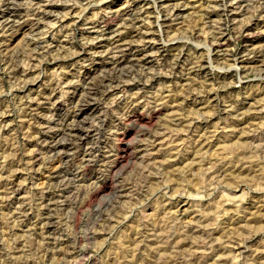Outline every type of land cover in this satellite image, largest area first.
Segmentation results:
<instances>
[{"label": "rangeland", "instance_id": "374dc122", "mask_svg": "<svg viewBox=\"0 0 264 264\" xmlns=\"http://www.w3.org/2000/svg\"><path fill=\"white\" fill-rule=\"evenodd\" d=\"M129 1L21 0L15 27L0 33V253L13 264H264V55L251 54L264 47V8L259 0L252 9L248 0H176L171 4L186 13L174 18L176 5L137 0L148 9L133 33L124 26L97 38L86 25L82 37L73 35L78 24L106 14L113 29L123 26L126 13L141 10L128 8ZM50 6L56 9L33 36L37 12ZM210 12L216 16L209 20ZM220 41L227 44L222 51L215 48ZM177 42L180 59L156 55ZM85 44L92 49L82 52ZM149 45L148 76L119 81L142 118L130 138L113 133L117 148L130 149L120 165L129 179L97 195L101 186L72 176L74 152L65 158L52 150V135L70 122L86 74L100 76L102 66L125 63ZM49 49L54 60L36 59ZM197 59L201 72L189 69ZM97 99L104 111L80 119L92 134L75 154L81 161L90 147H105L108 105L127 103L122 92ZM171 122L177 128L165 126ZM142 126L152 131L141 133ZM69 137L63 134L62 143ZM137 137L142 143H131ZM117 153L102 163H114ZM96 159L99 153L85 172ZM63 180L79 196L76 208L67 203L73 193Z\"/></svg>", "mask_w": 264, "mask_h": 264}, {"label": "bare ground", "instance_id": "6f19581e", "mask_svg": "<svg viewBox=\"0 0 264 264\" xmlns=\"http://www.w3.org/2000/svg\"><path fill=\"white\" fill-rule=\"evenodd\" d=\"M69 1V0H68ZM139 1V0H138ZM137 0H132V1H129L128 3V8H132V7H135L136 5H141V10L140 12L138 13H133V14H129V13H126V15L128 16L127 18H122L123 19V23H121L123 26H118L117 29H113L112 26L110 25V21H111V16L109 15H103V17L97 21V22H93V23H90V24H78L76 28L73 29V35L74 36H83L84 34V30L86 29L85 26L86 25H90V29H93V31L96 32V37L97 38H104L105 36L107 37L108 35L110 36H115L114 34L118 33L120 34L121 33V28L124 27V26H130L129 27V31L128 33H133L135 30H137L139 28V24L140 22L143 21V18H145L144 14L147 13V9H148V6L147 4H145L143 1L142 2H138ZM174 1L176 0H155V2L157 4H159L160 6H165V7H173L174 5L176 4H171L173 3ZM243 1H247V0H243ZM21 0H16V5L13 6L9 0H4L2 2H0V33H7L8 31H11L15 26H14V23H15V19H20L21 17V13H22V10H21V7L18 5V4H21L20 3ZM175 3V2H174ZM37 4V3H36ZM178 5V4H177ZM176 5V7H174L170 12V15L174 18H179V17H182L186 12L183 10V9H180L178 6ZM40 6V4H39ZM38 7V6H37ZM56 8L55 7H48V8H45L44 10L40 11V12H37L36 14V17L37 19L36 20V23L34 25H32V33H33V36H39L41 33L39 31V24L41 23V21L46 18L48 15L52 14L54 12ZM132 10V9H131ZM170 11V9H169ZM30 13V12H29ZM56 14V13H55ZM54 14V15H55ZM261 15H264V11L261 12ZM118 16V15H117ZM216 15H212L211 12L210 14L207 13V16L206 18L207 19H212L214 18ZM118 18V17H117ZM116 18V19H117ZM166 19V18H165ZM119 21V20H118ZM16 24V23H15ZM112 24V22H111ZM120 24V22H119ZM87 27V26H86ZM117 27V26H116ZM16 29V28H15ZM91 31V30H90ZM117 35V34H116ZM112 36V37H113ZM31 37V36H30ZM75 37V38H77ZM86 37V36H85ZM95 38V37H94ZM95 38V39H97ZM65 39V38H64ZM109 39V38H108ZM128 40V39H127ZM154 42V41H153ZM226 42V41H225ZM221 43V41H220ZM80 45V44H79ZM227 44L226 43H221L219 45H217L215 48L218 50V51H222L224 49V47L226 46ZM153 45H149L147 48H144V49H136V51L134 52V54L131 56V59L130 58H127V61L124 63V62H113L111 64H108V65H105V66H102V68L100 69V73L101 75L100 76H97V77H93L91 76L90 73L86 74V77H85V80H84V87H83V95L81 94V99H79L75 105V107L73 108L74 111H72L70 114V122L68 123L67 121L65 122V124L63 125V128L61 129V133L57 132V134H53V149L54 151H57V152H60V151H65V154L67 155L65 158H69L71 157L70 153L71 152H74V154H79V145H82L86 142V140L92 138V134L90 133V131H87L86 128H85V125L84 123L82 124L80 121V119L82 118L83 119V116L88 112L92 111L93 113H100V101H98V97L100 96L101 98L104 97V98H109V97H112V96H115L117 94H119V92H122L126 87L127 85L126 84H122L120 85L119 81L124 77V76H128V75H133V74H138L140 75L139 78L140 79H143L145 76L147 77L148 76V73L145 72V67L148 63H150V59L148 58V54H146V51L151 48ZM179 46V43L177 42L175 45H170V46H167V45H162V48H158V52L156 53V55L159 53L158 56H161V57H165L166 55L170 56L172 53L174 55V57L176 56L177 58L180 59V56L182 55L180 51H178L180 48ZM154 48V47H153ZM214 48V49H215ZM228 48V46H227ZM257 48V47H256ZM253 49L251 51V54H253L255 57L256 56H263L264 55V47H259L258 49ZM83 51H88V50H91L92 47L91 45H82L80 46V48ZM78 49V50H79ZM61 52V51H60ZM77 52V51H76ZM149 52V51H148ZM249 52V51H248ZM13 53V52H12ZM54 54V50H46V51H43L41 53H38L37 54V58L34 56V58L36 59H39V58H42V59H45L46 61H50L51 59L54 60V57H53V54ZM9 54V53H8ZM78 54V52H77ZM155 54V53H154ZM16 55V54H15ZM56 55V54H55ZM71 55V54H69ZM76 55V53H75ZM80 55V53H79ZM147 55V56H146ZM151 55V54H149ZM167 56V57H168ZM53 57V58H52ZM56 57V56H55ZM166 57V58H167ZM10 58H12L10 56ZM15 58V57H14ZM63 58V57H62ZM17 59V57H16ZM56 59H58L56 57ZM199 59V58H198ZM194 60V61H191L188 65H190L189 69L190 70H196L197 72H201L203 70V66L202 65V61L200 60ZM52 60V62H54ZM226 60V59H225ZM56 61V60H55ZM51 62V61H50ZM11 63V62H10ZM40 65V64H39ZM12 66V65H11ZM37 67V66H36ZM35 68V67H34ZM40 68V67H39ZM16 69V67H15ZM38 69L35 68V69H31L30 72L27 74V76L29 75L28 78L31 77V75L35 72V70ZM27 71V70H26ZM24 72V71H23ZM14 75L17 74L16 70H13V73ZM33 76V75H32ZM151 76V75H150ZM149 78L151 80H154L156 79V75H153L152 77ZM158 76V74H157ZM88 77V78H87ZM93 77V78H92ZM125 77V78H126ZM144 80V79H143ZM37 81V80H36ZM123 81V80H122ZM126 82V81H125ZM22 83V81H21ZM28 81H26L24 83V86L22 87V89L26 88L28 85ZM34 84V80H33V83ZM130 84V83H128ZM198 93V92H197ZM121 94V93H120ZM100 100V99H99ZM102 102V101H101ZM107 103V102H106ZM104 111V110H102ZM132 113H134V121L135 123H139L141 121V117L140 115H138V113L134 110V109H131ZM103 113V112H102ZM24 114V113H23ZM85 115V116H86ZM84 116V118H85ZM89 116V115H88ZM63 120V119H62ZM175 120V119H174ZM85 121V120H84ZM88 121V120H87ZM102 122V121H101ZM104 122V121H103ZM102 122V123H103ZM173 122V121H172ZM171 124H167L165 126H167L168 128H171L172 125L173 127H176L178 126V124L176 123H172ZM101 123V124H102ZM103 126V125H102ZM88 127V126H87ZM143 127V126H142ZM59 128V127H58ZM88 129V128H87ZM54 130V129H52ZM100 129H98L99 131ZM163 131V130H162ZM53 132V131H52ZM95 132V131H94ZM101 133V132H100ZM48 134V133H47ZM63 134H67L69 135L70 137H72V140L70 143L66 142V143H62L61 139H62V136ZM62 135V136H61ZM46 138L47 139V136L46 135H42V138ZM61 137V138H60ZM65 137V136H64ZM69 137V138H70ZM73 138H75V142H79L78 145L73 141ZM101 138V137H100ZM147 138V137H146ZM154 139V138H153ZM99 140V137L96 136V138L94 139V141H98ZM90 142V141H89ZM93 142V141H92ZM45 143V142H44ZM95 144H98V142H96ZM94 144V145H95ZM147 145V144H146ZM97 146V145H96ZM96 146H92L88 149V152L87 153H90L91 155H88V156H84V162L85 164L82 166L83 167V170H85L86 168L90 167L91 166V163L93 162V156L96 157V154L98 152H96L94 149H98ZM118 153H117V156H116V159L114 161V165L116 164L117 161H120L121 158H122V155L125 153L124 152V147L121 145V143L118 145ZM2 150V149H1ZM58 154V153H57ZM69 156V157H68ZM73 156V155H72ZM48 160V159H47ZM64 160H67V159H64ZM69 160V159H68ZM59 161V160H58ZM61 161V160H60ZM64 162V161H63ZM130 162V161H129ZM68 163V162H66ZM93 164V163H92ZM58 165V164H57ZM45 168V167H44ZM224 168V167H223ZM58 169V168H57ZM62 169V168H61ZM222 169V168H221ZM64 171V170H63ZM63 171L62 170H59L57 172L58 176H62L60 174H63ZM54 174V173H53ZM74 178H80L81 176H83L82 174L79 175V177L77 176L76 174V170H74V173L72 175ZM71 176V179H74L72 178ZM143 176V175H142ZM65 178V177H64ZM66 179V178H65ZM70 180V179H69ZM68 180V181H69ZM76 180V179H74ZM56 182V181H55ZM63 184H69L71 183V180L70 182H66L65 180L62 181ZM61 185V184H60ZM125 188V187H124ZM122 190V189H121ZM117 192L113 190V196L115 195V197L117 196ZM124 194V193H123ZM52 195L49 194L48 195V200L50 201L49 204L52 203ZM110 198H112V196H109V200ZM42 202V201H40ZM109 202V201H108ZM68 203V202H67ZM48 204V205H49ZM64 204V203H63ZM43 206V205H42ZM111 207V206H110ZM46 208V207H45ZM49 208V207H48ZM51 214V213H50ZM49 217V216H48ZM101 218V217H100ZM47 220V219H46ZM46 222V221H45ZM52 222V221H51ZM45 225V224H44ZM49 227V226H48ZM50 230V229H49ZM140 260V259H139Z\"/></svg>", "mask_w": 264, "mask_h": 264}, {"label": "clouds", "instance_id": "9594fccd", "mask_svg": "<svg viewBox=\"0 0 264 264\" xmlns=\"http://www.w3.org/2000/svg\"><path fill=\"white\" fill-rule=\"evenodd\" d=\"M0 2H2V0H0ZM9 2L13 6L16 5V0H9ZM85 6L90 7L91 5L86 3ZM248 6L250 9L257 7L256 3H254L253 0H248ZM259 7L264 8V0H259ZM141 82L143 83V81ZM122 95L127 101L126 105L121 104L118 109L111 110L112 106L111 104H109L108 109H106L107 117L109 119V125L108 128L105 129L106 139H104L103 141L105 147L103 149H94L96 152L99 153V159H96L95 164L91 168H89L87 172H85L82 167L85 162L79 160V157L73 154V167L76 170L77 176L79 177V175L82 174L85 182L91 181L93 184L101 186V192H99L97 195H103L105 191H110L112 188V184L116 183V181H119V183L116 185L117 190H119L121 186L127 183L129 179V177L124 175L125 169L120 168V165L123 164V160L117 161L115 165L113 164L112 159H109L106 164L102 163V161H104L105 159L106 154L112 156L114 151H119V149L113 143L115 139V136L113 135L114 132H124L126 133L125 138L128 139L134 134L136 129L140 127L135 123L133 119L135 114L131 111L133 104L132 98L124 94L123 91ZM147 115L148 112L145 111V116ZM109 128L112 131H108ZM151 131L152 129L148 128L147 126L141 128V133ZM131 143L138 145L142 143V141H140L137 137V139ZM129 150L130 149L128 148V145L126 144L124 146L125 154H127ZM131 150L133 151V158H135V152L138 151V149L133 148ZM83 155L88 156L91 154L83 153ZM93 158L95 159L94 156ZM63 187L68 188V191L73 193L72 197L69 198L68 203L71 204L72 208H76L77 204L75 203V201L79 199L78 194L74 192L73 188L69 187L68 184H63ZM81 231L85 232L84 229H81ZM85 247H89V245H85ZM0 255H3L5 264H13V261L9 259L7 254L0 253Z\"/></svg>", "mask_w": 264, "mask_h": 264}]
</instances>
